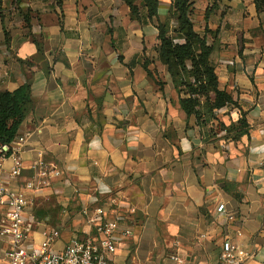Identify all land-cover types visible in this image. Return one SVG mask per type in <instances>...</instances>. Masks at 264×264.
<instances>
[{
	"label": "crops",
	"instance_id": "obj_1",
	"mask_svg": "<svg viewBox=\"0 0 264 264\" xmlns=\"http://www.w3.org/2000/svg\"><path fill=\"white\" fill-rule=\"evenodd\" d=\"M191 1L220 89L239 105L218 114L228 125L246 114L249 133L237 142L202 140L151 52L157 23L132 20L121 0H0V92L29 84L34 104L8 147L2 184L23 191L39 162L60 173L27 191L29 252L54 232L53 252L93 235L82 211L102 208L120 227L110 264H175L173 255L219 264L227 242L228 264H264V9ZM170 5L159 0L160 21ZM9 251L0 236V264Z\"/></svg>",
	"mask_w": 264,
	"mask_h": 264
},
{
	"label": "trees",
	"instance_id": "obj_2",
	"mask_svg": "<svg viewBox=\"0 0 264 264\" xmlns=\"http://www.w3.org/2000/svg\"><path fill=\"white\" fill-rule=\"evenodd\" d=\"M131 11V19L143 24L157 22L158 43L154 47L157 61L170 75L179 94V104L188 117L196 119L204 142H237L248 135L249 126L245 113L239 112L237 122L226 124L218 112L222 109L238 108L233 94L220 89L215 66L211 60L213 48L207 38L200 36L192 20L191 0H171L170 14L175 19L176 28L170 35L167 25L159 22V0H121ZM252 1L258 12L264 9V0ZM150 60H145L143 68L149 70ZM30 85H24L15 92H0V148L9 147L17 138L20 127L32 113Z\"/></svg>",
	"mask_w": 264,
	"mask_h": 264
},
{
	"label": "built area",
	"instance_id": "obj_3",
	"mask_svg": "<svg viewBox=\"0 0 264 264\" xmlns=\"http://www.w3.org/2000/svg\"><path fill=\"white\" fill-rule=\"evenodd\" d=\"M8 153L7 146L0 148V209L7 208L6 224L0 228V236L9 240V264H110L111 257L117 251L120 227L117 221L106 218L102 208L95 209L93 213L88 209L82 211V216L94 229V234L72 242L64 251L53 252L50 247L59 237L58 232L48 235L38 250L29 252L26 249V241L32 229L24 220V211L29 205L27 191L34 192L48 186L50 179L59 177L60 173L39 162L33 166V169L38 168L36 178L28 181L23 191L8 190L2 184V162L8 157ZM13 162L10 175L17 177L21 173L22 162L17 155L13 156ZM223 211L224 206H220L218 212ZM170 260L175 264H183V260L178 256L173 255ZM234 260V248L227 242L219 264H228Z\"/></svg>",
	"mask_w": 264,
	"mask_h": 264
},
{
	"label": "rangeland",
	"instance_id": "obj_4",
	"mask_svg": "<svg viewBox=\"0 0 264 264\" xmlns=\"http://www.w3.org/2000/svg\"><path fill=\"white\" fill-rule=\"evenodd\" d=\"M170 2H171V0H170ZM134 4L138 5L139 4V0H136ZM170 8H171V5H170L167 13L164 16H162V21L159 20V22L167 25V27L169 28V31H170V35H172V31L176 28L177 24L175 22V19H173V17L170 14ZM192 20H193V16H192ZM154 49L155 48L153 47L151 49V52H154Z\"/></svg>",
	"mask_w": 264,
	"mask_h": 264
}]
</instances>
